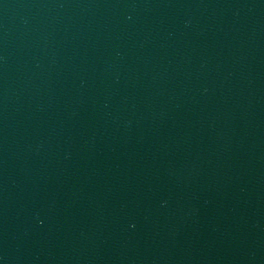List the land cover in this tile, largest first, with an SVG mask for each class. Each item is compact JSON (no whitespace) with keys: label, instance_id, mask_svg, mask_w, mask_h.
Segmentation results:
<instances>
[{"label":"water","instance_id":"95a60500","mask_svg":"<svg viewBox=\"0 0 264 264\" xmlns=\"http://www.w3.org/2000/svg\"><path fill=\"white\" fill-rule=\"evenodd\" d=\"M0 264H264V0H0Z\"/></svg>","mask_w":264,"mask_h":264}]
</instances>
